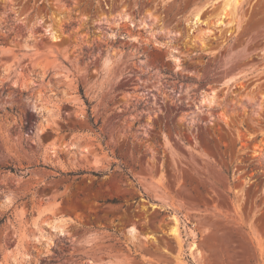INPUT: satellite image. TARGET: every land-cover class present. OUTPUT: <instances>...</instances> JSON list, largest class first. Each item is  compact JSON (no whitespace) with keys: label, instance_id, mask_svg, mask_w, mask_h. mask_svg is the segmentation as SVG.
Masks as SVG:
<instances>
[{"label":"rangeland","instance_id":"obj_1","mask_svg":"<svg viewBox=\"0 0 264 264\" xmlns=\"http://www.w3.org/2000/svg\"><path fill=\"white\" fill-rule=\"evenodd\" d=\"M3 217L0 264H264V0H0Z\"/></svg>","mask_w":264,"mask_h":264},{"label":"trees","instance_id":"obj_2","mask_svg":"<svg viewBox=\"0 0 264 264\" xmlns=\"http://www.w3.org/2000/svg\"><path fill=\"white\" fill-rule=\"evenodd\" d=\"M80 93L82 94V89H80ZM84 98V101H85V103H86V105H87V111H88V114L90 115L91 113H90V103L88 102V100L85 98V97H83ZM90 120L92 121V118L90 117ZM94 127H95V125H93ZM4 221V217L3 218H0V224L2 223Z\"/></svg>","mask_w":264,"mask_h":264}]
</instances>
